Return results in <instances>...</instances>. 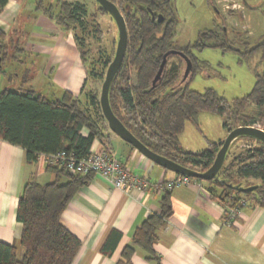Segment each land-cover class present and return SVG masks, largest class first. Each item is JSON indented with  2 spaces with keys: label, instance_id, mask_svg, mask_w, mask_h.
Listing matches in <instances>:
<instances>
[{
  "label": "trees",
  "instance_id": "16d2710c",
  "mask_svg": "<svg viewBox=\"0 0 264 264\" xmlns=\"http://www.w3.org/2000/svg\"><path fill=\"white\" fill-rule=\"evenodd\" d=\"M108 1L116 4L124 15L129 33L127 53L111 86L110 104L116 117L143 145L183 167L204 173L213 165L223 141L209 142V147L198 153L184 151L180 143L187 122L199 126L200 112L224 118L223 127L227 134L240 127L257 125L264 130V37L258 45L244 49L247 56L260 52L263 69L257 71L253 90L243 98L230 102L212 89L203 93L191 91L188 88L190 80L173 88L184 64L178 56L170 59L176 60L178 66L166 67L162 80L153 88L152 82L168 51L178 49L184 52L194 64L195 72L208 64L200 62L192 54L191 47L199 50L228 47L221 43V34L214 31L208 38L214 42L198 41L183 48L175 46L177 19L172 0ZM8 2L0 0V12ZM55 8L57 12H54ZM46 11L60 27L74 32L88 78L95 81L105 79L95 66H88V54L84 51L86 38L79 32L88 34L92 26L89 33L100 35L102 29L98 18L108 16L113 22L110 15L95 0L50 4ZM157 14H162L167 23L161 25L153 20ZM117 39L113 43L112 55L101 63L103 68L108 69L114 59ZM25 54L20 38L15 39L13 34L0 29V76H10L9 80L13 82L18 72L12 75L8 69L14 65L19 71L25 64ZM29 74L26 70L20 78L21 83H26ZM102 122L107 124L100 97L94 90L87 91L82 99L65 92L55 100L21 87L0 93V140L26 150L30 163L37 162L41 155L63 151L73 153L77 158H87L95 140L111 153ZM84 129L88 130L87 136L82 134ZM53 170L69 176V182L65 185L59 182L48 185L29 183L25 187L17 212V219L23 225V254L19 258L14 246L0 242V264H73L80 253L82 242L63 225L62 216L76 192L93 176L78 177L64 169ZM196 181L207 185L210 196L223 204L226 213L233 208L243 211L250 205L264 209V143L251 137H240L230 147L216 178L211 182ZM254 186L257 189L250 193L240 190ZM171 216V192H165L162 212L150 215L137 228L132 244L123 252L121 264H130L138 248L147 254L149 260H157L154 250L157 232L166 226ZM120 238V233L112 232L103 253L111 255Z\"/></svg>",
  "mask_w": 264,
  "mask_h": 264
},
{
  "label": "crops",
  "instance_id": "0c3cea01",
  "mask_svg": "<svg viewBox=\"0 0 264 264\" xmlns=\"http://www.w3.org/2000/svg\"><path fill=\"white\" fill-rule=\"evenodd\" d=\"M77 1L80 0L68 2ZM36 4V1L30 4L27 0H9L0 12V29L13 34L15 39L20 38L26 50L25 64L19 70L23 75L26 70L30 74L26 83H21L19 73L13 82L17 88L37 91L50 100L61 98L65 92L82 99L93 83L88 78L74 32L60 27L42 1L39 6ZM38 65L49 79V86L45 87L48 91L32 85ZM12 69L18 72L14 65L8 72ZM102 128L110 142V154L130 171L146 178L151 188L125 193L94 176L82 186L62 216L63 225L82 242L73 264H121L123 252L132 244L137 228L150 215L162 212L165 192L157 186L176 176L121 140L105 122ZM82 134L87 136L88 130L84 129ZM227 135L226 132L215 142L224 141ZM102 150L106 148L95 140L90 151ZM69 180V176L48 167L43 158L30 163L26 150L0 140V242L14 246L20 258L23 225L17 219V212L25 187L29 183L65 185ZM203 187L206 189L207 185L203 183ZM171 204L172 216L157 232L158 241L154 245L157 260H149L138 248L130 264H264L263 208L250 205L228 224L223 204L195 185L179 186L171 191ZM112 232L120 233L121 238L111 255H106L102 249Z\"/></svg>",
  "mask_w": 264,
  "mask_h": 264
},
{
  "label": "rangeland",
  "instance_id": "374dc122",
  "mask_svg": "<svg viewBox=\"0 0 264 264\" xmlns=\"http://www.w3.org/2000/svg\"><path fill=\"white\" fill-rule=\"evenodd\" d=\"M34 1L37 2V6L41 4V1L48 6L59 1L72 0H27L30 4ZM222 1L173 0L172 5L178 20L175 42L180 47H185L203 41L205 35L210 32L221 34V43H224L228 49L223 47L193 49L195 57L200 62H206L208 66L195 71L188 88L200 93L212 89L227 101L232 102L251 93L256 84V73L263 69L260 63V52L247 56L244 55V49L247 46L258 45L264 37V0H238L244 10L242 14L231 16L224 11V7L220 4ZM98 21L102 29L100 35L93 36V33H89L93 30L92 26L88 34L79 32V35L86 38L84 51L88 54V66L89 64L95 66L105 77L107 69L103 68L101 63L112 55L117 32L108 16H101ZM10 72L14 75L15 71L12 69ZM18 73L22 78L21 70ZM9 77L0 76V93L5 89L16 91L17 85L15 82H10ZM91 81L93 85L90 90L96 91L100 97L104 79ZM48 83L46 72L43 73L42 66L38 65L37 78L32 85L42 91H48V88L45 89L49 86ZM198 121L199 126L187 122L180 136L182 147L197 153L207 149L209 142L218 141L226 133L223 127L224 118L220 116L210 112H200ZM256 127L261 128L259 125Z\"/></svg>",
  "mask_w": 264,
  "mask_h": 264
},
{
  "label": "water",
  "instance_id": "95a60500",
  "mask_svg": "<svg viewBox=\"0 0 264 264\" xmlns=\"http://www.w3.org/2000/svg\"><path fill=\"white\" fill-rule=\"evenodd\" d=\"M112 18L118 29V41L116 46V52L114 59L109 65L106 76L102 85L100 94V106L105 120L107 121L108 127L115 135L121 140L126 142L140 152L143 156L148 158L157 166L165 169L166 171L172 172L176 175L186 176L192 179L202 180L205 182L213 181L222 169L227 153L232 144L240 137H251L264 143V130L255 126L251 127H240L230 133H228L226 139L223 141L222 147L220 148L215 161L211 168L204 173H199L189 168L183 167L182 165L169 160L163 156H160L145 145H143L116 117L110 104V90L113 81L120 70L128 47V30L124 16L118 9V7L108 0H95ZM177 55L184 59L186 62L185 78H188L193 70V64L191 60L182 52H168L163 58V62L160 66L158 73L156 74L152 87L154 88L163 78V73L167 63V58L171 55ZM257 189V186L250 188H241L240 190L244 193H250Z\"/></svg>",
  "mask_w": 264,
  "mask_h": 264
},
{
  "label": "built area",
  "instance_id": "2783aa9c",
  "mask_svg": "<svg viewBox=\"0 0 264 264\" xmlns=\"http://www.w3.org/2000/svg\"><path fill=\"white\" fill-rule=\"evenodd\" d=\"M46 165L51 168L64 169L68 174L78 177L94 176L106 181L110 187L125 193L134 190L147 191L151 183L130 171L124 163L106 150L91 152L87 158H77L73 153L59 152L53 155H41ZM39 158V159H40ZM182 175H176L171 180L159 184L157 188L162 192H171L179 186L195 185L209 194L202 182ZM210 195V194H209ZM242 213L239 208L231 209L228 215V224Z\"/></svg>",
  "mask_w": 264,
  "mask_h": 264
},
{
  "label": "flooded vegetation",
  "instance_id": "af4514ba",
  "mask_svg": "<svg viewBox=\"0 0 264 264\" xmlns=\"http://www.w3.org/2000/svg\"><path fill=\"white\" fill-rule=\"evenodd\" d=\"M173 1V0H172ZM223 7H224V11L225 12H227V14H228V16H231V15H238V14H242V11L244 10V7H243V5L238 1V0H229V1H227V0H223L221 3H220ZM116 5V4H115ZM117 6V5H116ZM118 7V6H117ZM172 8H173V5H172ZM119 9V8H118ZM120 10V9H119ZM173 11H174V9H173ZM121 12V11H120ZM122 13V12H121ZM123 15V14H122ZM174 15H175V18L177 19V17H176V14H175V11H174ZM124 16V15H123ZM125 18V17H124ZM153 20H157L158 21V23L159 24H161V25H163V24H165V23H167L166 22V18L162 15V14H157V15H155V16H153ZM125 21H126V19H125ZM112 22V21H111ZM177 22H178V20H177ZM112 23H114V21L112 22ZM178 24V23H177ZM114 25V27H115V29H116V37L114 38V40H116L117 38H118V29H117V26H116V24L114 23L113 24ZM126 25H127V23H126ZM176 27H177V25H176ZM127 30H128V28H127ZM208 38H210L209 37V34L208 35H205V38L203 39V41L202 42H204V41H206V42H214V41H210V40H208ZM117 41H118V39H117ZM128 44H129V33H128ZM174 45L175 46H178V47H180L179 45H177L176 44V42H175V38H174ZM116 46H117V44H116ZM188 46H190V45H188ZM186 47V46H185ZM128 48V47H127ZM181 48H183V47H181ZM193 49H197V48H192L191 47V51H192V54L194 55V53H193ZM199 50V49H198ZM115 52H116V47H115ZM168 52H182V51H179L178 49H173V50H170V51H168ZM167 52V53H168ZM126 53H127V51H126ZM166 53V54H167ZM182 53H184V52H182ZM185 54V53H184ZM186 55V54H185ZM164 56H165V54H164ZM164 56H163V58H164ZM177 55H173V54H171L168 58H167V63H166V66H165V69H166V67H169V68H171L172 66H178V62L176 61V60H170L171 58H173V57H176ZM187 56V55H186ZM195 56V55H194ZM178 57H180V56H178ZM188 57V56H187ZM181 58V57H180ZM189 58V57H188ZM190 59V58H189ZM182 60H183V62H184V64H183V66L181 67V74H180V77L178 78V81L175 83V84H173V88H175V87H177V86H179L180 84H184V83H186V82H188V80H192V78H193V76H194V74H195V72H194V64H193V70H192V72H191V74L189 75V77L188 78H185V70H186V62L184 61V59L182 58ZM162 62H163V60H162ZM192 62V61H191ZM162 64V63H161ZM161 66V65H160ZM158 73V72H157ZM189 81V82H190Z\"/></svg>",
  "mask_w": 264,
  "mask_h": 264
}]
</instances>
